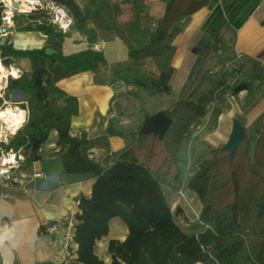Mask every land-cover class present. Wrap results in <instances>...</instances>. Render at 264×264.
Listing matches in <instances>:
<instances>
[{"label":"trees","instance_id":"1","mask_svg":"<svg viewBox=\"0 0 264 264\" xmlns=\"http://www.w3.org/2000/svg\"><path fill=\"white\" fill-rule=\"evenodd\" d=\"M58 1L72 16V27L90 41L99 36L100 29L113 32L124 42L129 64L111 65L112 80H122L149 96L170 93L173 38L179 23L208 3L168 0L162 17L152 27L142 23L146 0H130L131 18L123 25L118 20L122 13L118 0H86L82 6L75 0ZM38 29L59 42L65 34L48 22ZM0 50L2 56H28L34 60L29 77L9 81L8 87L25 93L27 118L5 147L22 148L26 159L37 160L41 157L37 150L55 130L62 171L93 178L90 195L79 196V212L75 214L73 239L78 245L79 262L106 264L94 247L108 234L110 219L118 217L126 225L127 234L123 240L108 241V264H264V113L246 132L234 155L222 145L206 148L207 157L199 161L186 182L187 190L200 203L197 211L201 228L189 234L177 224L149 162L153 144L158 141L167 164L164 176L173 168V181L179 180L184 146L196 139L192 137L193 129L206 117L209 95L197 101L188 95L165 109L171 124L162 138L140 134V125L135 131L121 132L113 124L99 136L76 137L71 134L70 119L78 112L77 99L54 84L51 70L59 65L65 76L86 70L99 72L108 65L103 53L89 48L69 55L59 50L46 55L44 48L18 51L5 43ZM145 58L152 60L157 73L145 67ZM3 61L8 64L5 58ZM246 85L237 86L233 92ZM52 92L64 96V105L54 104ZM218 115V111L210 114L212 126ZM114 135L129 137L138 145L111 151L109 138ZM93 148H103L104 156H91Z\"/></svg>","mask_w":264,"mask_h":264},{"label":"crops","instance_id":"2","mask_svg":"<svg viewBox=\"0 0 264 264\" xmlns=\"http://www.w3.org/2000/svg\"><path fill=\"white\" fill-rule=\"evenodd\" d=\"M75 1L79 6L86 2ZM167 1L146 0L142 23L153 27L162 17ZM118 2L122 7L118 20L123 25L131 18L130 4L127 0ZM4 11L3 0H0V25L4 24L1 21ZM47 22L45 11L14 10L10 24H4L7 32L4 43L18 51L49 47L63 55L89 48L103 53L108 65L99 72L86 70L65 76L59 65L51 70L54 84L77 99L78 112L71 116L70 126L71 132H79L80 137L99 136L109 124L121 132L135 131L145 114L164 111L173 102L188 95L193 101L205 95H209L210 100L216 89L224 86L212 109V112H219L215 124L212 126L209 117H204L203 121H207L208 127L212 128L200 134L198 140L186 143L189 149L183 151L185 159L180 163L179 180L174 182L165 178L164 184L161 183L171 210L178 205L189 217L188 210L175 193L176 185L180 180L188 181L199 161L207 157V147H217L227 141L234 119L248 133L256 119L264 113V0H208L204 7L183 19L173 38L175 51L171 91L162 94L164 97L149 96L141 89H132L131 84L122 80H112L111 65L129 64L127 47L113 32L97 29L99 36L90 41L85 34L71 27L59 42L38 29L40 24ZM89 26L93 25L90 23ZM3 57L8 64L20 70L21 76H30L34 63L31 57ZM225 63H230L238 73L236 81L231 85L225 84L231 75L221 72V75H214L221 79V83L212 87L213 90L216 88L214 92L209 91L212 85L206 82V73ZM145 67L157 73L150 58H145ZM198 76H205V82L200 86L196 85ZM244 83L247 85L241 89H245L246 93L238 99L233 90ZM6 93L12 101L26 99L23 91L12 86ZM51 97L56 106L64 105V96L60 93L52 92ZM156 97H159V102L154 109H150L149 105ZM56 139L57 132L53 130L42 146L41 157L26 159L28 170L40 171L44 175L37 180L38 187L31 195H23L14 187L0 185V264H83L77 260L78 245L73 239L77 223L75 214L79 212V196L90 195L93 178L62 171L61 147L56 145ZM109 142L111 151H123L138 145L124 135L111 136ZM90 154L100 159L105 151L93 148ZM185 175L187 177L183 179ZM197 206L199 210V201ZM178 225L189 234L201 228L199 222L193 224L190 232L182 228L186 225ZM126 234V225L118 217H113L109 221L108 234L96 241L95 253L108 264V241L123 240Z\"/></svg>","mask_w":264,"mask_h":264},{"label":"built area","instance_id":"3","mask_svg":"<svg viewBox=\"0 0 264 264\" xmlns=\"http://www.w3.org/2000/svg\"><path fill=\"white\" fill-rule=\"evenodd\" d=\"M28 2L31 5V9L29 10L30 12L45 11L48 17V23H50L58 31L66 33L72 27V16L70 15L68 9L58 0H30ZM3 4L5 11L1 16V21L8 25L11 22L13 11H19V8L13 7L10 2L3 1ZM4 24L0 25V40L1 38L6 37L7 34ZM3 60L4 57L2 56L0 50V185L3 187H14L19 191V193L29 196L38 187L36 184L37 180L44 177V175L40 171H30L25 167L26 155L24 154L22 148L14 149L12 147H5V145L9 143L11 137L25 123L27 118V107L26 99L12 101L6 97V92L9 88V81L20 77L21 73L18 68L14 67L12 64H5ZM221 72L223 74L229 73L231 75V78L227 82L225 81V84L228 85L233 84L238 77V73L230 65V63H225L220 68L210 70L209 74L218 76L221 75ZM132 89L136 90L137 88L132 86ZM222 89H224V86H219L214 92L212 99L206 103V117L210 116L214 101ZM245 93V89H240L235 95L238 99H241ZM7 109L12 110L14 114L22 112V118L15 130L9 129L7 122L3 120V117L1 116L2 112H5ZM206 123L207 121L196 124L193 129L192 137L204 129ZM71 134L73 136L80 137V133L77 131H73ZM37 153L42 155V147L37 150ZM186 190V183L183 181L179 182L175 187L177 197L181 198L183 203L190 207L196 220L198 221V211L191 207L190 202L185 195Z\"/></svg>","mask_w":264,"mask_h":264},{"label":"rangeland","instance_id":"4","mask_svg":"<svg viewBox=\"0 0 264 264\" xmlns=\"http://www.w3.org/2000/svg\"><path fill=\"white\" fill-rule=\"evenodd\" d=\"M128 2L130 4V0H127V4H128ZM206 76L208 77L206 79L204 78L205 76H200V77L198 76V78L196 79V85L200 86V84L202 82H205V80H206V82H209L212 85V86H209L210 87L209 91L214 92L216 88L213 90L212 87H214L216 84L218 86V84L221 83V79L217 78L216 76H214L212 74H208V73H206ZM159 97H164V95H159ZM159 97H156L153 99L152 103L149 105L150 109L155 108V105H157L159 102L158 101ZM162 101L163 100H161V102ZM202 122H204V121H202ZM208 125L209 124L206 123L204 126V129H202L197 134H195V137L197 140L200 138V134H202L208 130ZM187 142H190V141H187ZM184 147H186V150L189 149V146H187V144ZM152 151H153V154H152V158L149 162V167L152 170V172L154 173V175L163 184H164L165 178L173 181V175H174L173 168L169 169L167 175L164 176V172L167 170V168H166L167 164H166V162H164L165 153H164L163 147L158 141H155V143L153 144ZM143 157L144 156H142V158H141L142 160H143ZM186 177H187L186 175L183 176V179H185ZM185 195H186L187 199L189 200L191 207L194 210H198V208H197L198 207L197 206L198 201H197L196 197L193 194H191L188 190H186ZM178 199L181 201V203H183L181 198H178ZM183 205L188 210L189 217L186 216V213L184 212V210L183 211L181 209L177 210L179 207L178 205L176 207H172L173 208L172 211L175 214V220L178 222V224L180 223V224L186 225V227L182 226V228L185 229L186 231L190 232L193 224L198 223L199 221L196 220V218H195L192 210L190 209V207L186 206L184 203H183ZM181 213H185V214H182L183 217L180 216ZM196 264H200V263H196Z\"/></svg>","mask_w":264,"mask_h":264},{"label":"water","instance_id":"5","mask_svg":"<svg viewBox=\"0 0 264 264\" xmlns=\"http://www.w3.org/2000/svg\"><path fill=\"white\" fill-rule=\"evenodd\" d=\"M12 6L18 7L16 0H12ZM1 44L5 42V37L1 38ZM56 51L52 48H44V53L50 55ZM171 124V119L163 110H158L153 113H147L143 117V121L139 128V133L143 135L152 134L162 138L166 130ZM246 135L242 124L234 119L227 141L222 145L224 149L228 150L230 155H234L238 145L244 140Z\"/></svg>","mask_w":264,"mask_h":264},{"label":"bare ground","instance_id":"6","mask_svg":"<svg viewBox=\"0 0 264 264\" xmlns=\"http://www.w3.org/2000/svg\"><path fill=\"white\" fill-rule=\"evenodd\" d=\"M3 1L10 2L12 4V0H3ZM16 1L18 3L19 11L27 12L31 9V5L28 2L30 0H16ZM1 116L3 117V120L7 122L9 129L15 130L17 128L19 121L22 118V112H19L18 114H14L12 110L7 109L5 112H2Z\"/></svg>","mask_w":264,"mask_h":264}]
</instances>
